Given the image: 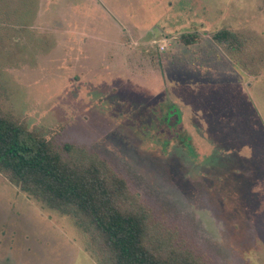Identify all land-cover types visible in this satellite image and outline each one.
Listing matches in <instances>:
<instances>
[{
    "label": "rangeland",
    "instance_id": "obj_1",
    "mask_svg": "<svg viewBox=\"0 0 264 264\" xmlns=\"http://www.w3.org/2000/svg\"><path fill=\"white\" fill-rule=\"evenodd\" d=\"M0 115L104 161L159 254L264 264V0H0ZM80 223L0 170V264H107Z\"/></svg>",
    "mask_w": 264,
    "mask_h": 264
},
{
    "label": "trees",
    "instance_id": "obj_2",
    "mask_svg": "<svg viewBox=\"0 0 264 264\" xmlns=\"http://www.w3.org/2000/svg\"><path fill=\"white\" fill-rule=\"evenodd\" d=\"M192 36L185 35L183 43H193ZM212 39L228 45L236 35L221 29ZM0 170L48 207L98 230L111 254L107 264H199L188 255L163 256L151 249L147 216L129 205L125 181L83 148L66 143L60 151L0 115Z\"/></svg>",
    "mask_w": 264,
    "mask_h": 264
}]
</instances>
